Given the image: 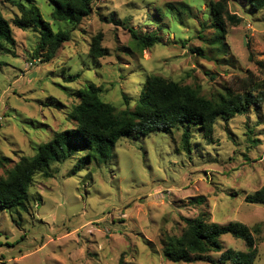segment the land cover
Returning a JSON list of instances; mask_svg holds the SVG:
<instances>
[{"label": "rangeland", "instance_id": "1", "mask_svg": "<svg viewBox=\"0 0 264 264\" xmlns=\"http://www.w3.org/2000/svg\"><path fill=\"white\" fill-rule=\"evenodd\" d=\"M32 1L54 32L71 30L72 38L44 62L35 55L38 34L17 28L19 10L0 0L16 40L10 53L0 51V179L55 132L75 128L69 115L91 84L117 113L134 109L150 75L209 99L249 74L264 88V8L251 0H228L242 21L227 22L222 42L210 10L218 0H96L77 27L54 20L46 0ZM132 31L156 33L161 43L141 52ZM100 33L110 55L94 60L89 48ZM183 132L123 138L108 159L83 164L76 175L80 155L52 164L49 178L37 174L26 210L0 211V264H213L207 257L173 263L162 252L166 237L180 236L185 219L203 213L209 223L254 229V264H264V205L246 200L264 187V105L219 119L212 143L193 129L192 153L183 150ZM220 241L222 252L209 255L215 264L228 250L246 251L230 235Z\"/></svg>", "mask_w": 264, "mask_h": 264}, {"label": "trees", "instance_id": "2", "mask_svg": "<svg viewBox=\"0 0 264 264\" xmlns=\"http://www.w3.org/2000/svg\"><path fill=\"white\" fill-rule=\"evenodd\" d=\"M16 7L20 15L13 24L24 31H33L39 36L35 55L44 62L53 60L62 46L72 38V31L54 32L33 4L32 0H3ZM53 7L52 17L59 22L70 23L73 27L93 13L96 0H46ZM228 0H218L211 5L212 23L219 42L227 34V22L239 25L242 21L228 10ZM253 8H264V0H251ZM72 27V28H73ZM135 46L141 52L161 43L156 33L139 36L133 32ZM100 33L91 41L89 56L94 60L108 57L110 50L102 46ZM16 45L11 24L0 15V51L10 53ZM199 51V50H198ZM77 76L71 79H76ZM101 89L94 84L79 92L80 103L73 108L69 120L75 123L73 130L55 132L49 142L40 144L35 155L22 157L5 178L0 179V211L26 210L30 189L37 174L51 177V165L62 163L80 155L81 160L72 172L76 175L81 165L96 159H108L117 143L123 138L139 139L157 132H169L183 127V150L192 153V130L198 129L202 138L212 143L215 126L219 119L228 120L237 115H245L250 109L264 105V88L253 75L238 79L234 88H226L225 94L209 99L198 89L183 85L158 75L146 78L134 109L120 113L114 106L103 102ZM250 204L264 205V187L247 197ZM204 198L196 200L201 205ZM185 228L180 236H168L162 241L163 256L173 263H193L207 261L215 264L211 253H221V238L227 235L245 243V252L228 250L221 254L220 264H254L258 257L251 230L246 225L235 222L225 226L208 222V215L201 214L196 219H185Z\"/></svg>", "mask_w": 264, "mask_h": 264}]
</instances>
